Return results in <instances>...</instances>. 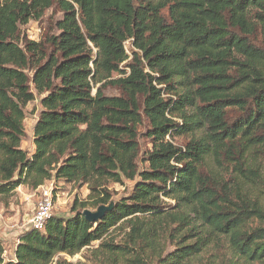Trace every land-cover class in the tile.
<instances>
[{"label":"trees","instance_id":"16d2710c","mask_svg":"<svg viewBox=\"0 0 264 264\" xmlns=\"http://www.w3.org/2000/svg\"><path fill=\"white\" fill-rule=\"evenodd\" d=\"M52 7L55 32L20 38ZM263 162L264 0H0V196L52 179L89 190L20 234L10 260L0 239V264H264ZM124 179L113 201L106 185ZM111 202L94 223L82 214ZM94 242L86 262L59 256Z\"/></svg>","mask_w":264,"mask_h":264},{"label":"rangeland","instance_id":"374dc122","mask_svg":"<svg viewBox=\"0 0 264 264\" xmlns=\"http://www.w3.org/2000/svg\"><path fill=\"white\" fill-rule=\"evenodd\" d=\"M61 17L60 11L55 8H49L45 10L43 16L38 20H31L27 24L20 26V38H27L33 41H42L46 34L55 32L54 24L57 19ZM126 50L131 54L130 43H125ZM31 91L35 92L33 85L30 83ZM95 88L93 89V93ZM105 95H118V90L115 87L107 86L103 89ZM170 97L172 95H169ZM41 95H36L35 99L29 102L25 108L24 128L25 136L22 140L21 147L29 154L33 151L32 140V128L41 111L40 98ZM176 122L181 123L180 119H176ZM148 123L144 119L137 127L138 130V142L140 154L137 159L138 168H146L144 163V152L150 149L151 144L147 136L145 135ZM201 131L196 132V136H200ZM187 137H177L174 142L177 145H184ZM264 164V162H263ZM264 167V166H263ZM134 184V180L124 179L122 183H108L106 185L107 190L111 194L113 201L119 199L122 196H127L130 193ZM42 187H45L50 191L52 200V216L67 217L72 214L71 207L75 199L79 201H85L89 190L86 185H77L72 183H66L61 180L46 181L43 185L36 189H32L27 185L18 186L12 193L5 196H0V239L4 247V259L10 260L13 257V249L15 247L17 238L20 234L24 233L30 228L29 219L36 210L37 201L39 200ZM253 195L258 197L262 204H264V181L261 184L255 185L252 188ZM166 202L173 203V201L166 199ZM85 209L95 211L96 208L89 206ZM83 211V210H82ZM114 235L121 234V230L117 229L112 232ZM117 237V238H118ZM98 242L92 243V246L83 249L74 256H68L59 254V256L65 258L69 262H86L88 256V249L97 246Z\"/></svg>","mask_w":264,"mask_h":264},{"label":"built area","instance_id":"2783aa9c","mask_svg":"<svg viewBox=\"0 0 264 264\" xmlns=\"http://www.w3.org/2000/svg\"><path fill=\"white\" fill-rule=\"evenodd\" d=\"M52 200L50 191L42 187V193L37 201L36 210L29 219V225L33 229L42 230L51 217Z\"/></svg>","mask_w":264,"mask_h":264},{"label":"water","instance_id":"95a60500","mask_svg":"<svg viewBox=\"0 0 264 264\" xmlns=\"http://www.w3.org/2000/svg\"><path fill=\"white\" fill-rule=\"evenodd\" d=\"M112 207V202L108 205H99L95 211H91L89 209H84L82 214L85 219L91 223L98 221L103 214Z\"/></svg>","mask_w":264,"mask_h":264}]
</instances>
